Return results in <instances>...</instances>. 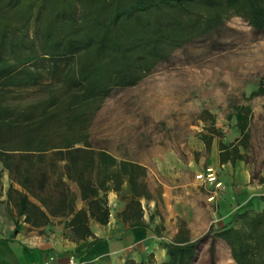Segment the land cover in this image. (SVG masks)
Listing matches in <instances>:
<instances>
[{
    "label": "trees",
    "instance_id": "trees-1",
    "mask_svg": "<svg viewBox=\"0 0 264 264\" xmlns=\"http://www.w3.org/2000/svg\"><path fill=\"white\" fill-rule=\"evenodd\" d=\"M230 13L264 31V0H0V191L6 171L16 213L31 226L59 216L80 238L92 234L91 218L107 222L108 190L127 180L141 194L144 166L95 148L93 117L114 87L136 83ZM221 146L220 162L242 158ZM256 204L248 198L213 233L209 264H218L214 236L235 264H264V204ZM141 212L132 200L123 215L138 224ZM203 236L163 241L167 259L147 264H194Z\"/></svg>",
    "mask_w": 264,
    "mask_h": 264
},
{
    "label": "rangeland",
    "instance_id": "rangeland-1",
    "mask_svg": "<svg viewBox=\"0 0 264 264\" xmlns=\"http://www.w3.org/2000/svg\"><path fill=\"white\" fill-rule=\"evenodd\" d=\"M88 140L118 160H145L140 188L156 197L151 209L153 223L163 224L162 240L205 234L194 264H209L213 233L248 198L264 204V31L230 13L136 83L114 87L93 117ZM222 143L224 153L237 150L242 158L220 162ZM2 185L8 186L4 176ZM214 258L235 264L218 236Z\"/></svg>",
    "mask_w": 264,
    "mask_h": 264
},
{
    "label": "crops",
    "instance_id": "crops-1",
    "mask_svg": "<svg viewBox=\"0 0 264 264\" xmlns=\"http://www.w3.org/2000/svg\"><path fill=\"white\" fill-rule=\"evenodd\" d=\"M122 159L146 167L145 160ZM144 175L139 181L145 187ZM3 176L8 180L6 171L2 182ZM7 187L2 185L0 191V264H123L128 258L135 262L144 260L147 264L149 257L153 262L167 259L162 245L163 224L153 223L157 220L151 205L156 197L146 188H140L141 194L135 195L130 183L124 180L118 190H108L107 222L91 218L88 226L92 234L78 238L64 227L59 216L50 217L47 223L38 226L24 221L23 215H18L13 204L7 202ZM132 200L141 207L138 224H130V219L123 215ZM76 204L79 207L82 201L78 198Z\"/></svg>",
    "mask_w": 264,
    "mask_h": 264
},
{
    "label": "built area",
    "instance_id": "built-area-1",
    "mask_svg": "<svg viewBox=\"0 0 264 264\" xmlns=\"http://www.w3.org/2000/svg\"><path fill=\"white\" fill-rule=\"evenodd\" d=\"M206 176L208 178V180H214L215 176L213 175V172L211 170H208V172L206 173ZM200 177H202V174L200 175Z\"/></svg>",
    "mask_w": 264,
    "mask_h": 264
}]
</instances>
